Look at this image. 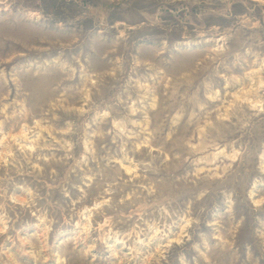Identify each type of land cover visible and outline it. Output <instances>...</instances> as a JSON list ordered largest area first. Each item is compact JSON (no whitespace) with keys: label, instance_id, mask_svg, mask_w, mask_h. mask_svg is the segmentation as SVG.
Wrapping results in <instances>:
<instances>
[{"label":"rangeland","instance_id":"rangeland-1","mask_svg":"<svg viewBox=\"0 0 264 264\" xmlns=\"http://www.w3.org/2000/svg\"><path fill=\"white\" fill-rule=\"evenodd\" d=\"M0 264H264V0H0Z\"/></svg>","mask_w":264,"mask_h":264},{"label":"bare ground","instance_id":"bare-ground-1","mask_svg":"<svg viewBox=\"0 0 264 264\" xmlns=\"http://www.w3.org/2000/svg\"><path fill=\"white\" fill-rule=\"evenodd\" d=\"M94 208V207H93ZM94 210V209H93Z\"/></svg>","mask_w":264,"mask_h":264}]
</instances>
